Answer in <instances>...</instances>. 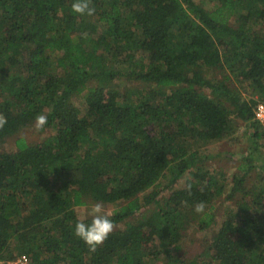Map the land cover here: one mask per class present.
Here are the masks:
<instances>
[{
  "label": "trees",
  "instance_id": "obj_1",
  "mask_svg": "<svg viewBox=\"0 0 264 264\" xmlns=\"http://www.w3.org/2000/svg\"><path fill=\"white\" fill-rule=\"evenodd\" d=\"M73 2L0 0V145L38 115L55 132L0 153V259L264 264V131L254 119L264 102V0H91V17L74 14ZM120 60L126 71L111 66ZM227 70L260 100L233 89ZM118 80L149 87L121 92ZM235 120L253 130L254 149L229 178L206 167L204 148L235 133ZM225 195L235 210L207 252L177 257L184 231L213 226ZM89 202L118 205L110 218L124 226L95 252L74 235L75 209Z\"/></svg>",
  "mask_w": 264,
  "mask_h": 264
},
{
  "label": "rangeland",
  "instance_id": "obj_2",
  "mask_svg": "<svg viewBox=\"0 0 264 264\" xmlns=\"http://www.w3.org/2000/svg\"><path fill=\"white\" fill-rule=\"evenodd\" d=\"M197 2L201 3L202 0H197ZM204 5L207 8H211L213 6L212 4H209V1H206ZM111 66L115 70L119 71H126L128 69V67L124 65L121 60L116 63L113 62ZM222 74L223 73L220 70L214 71V76H216L217 78H222ZM226 74L228 75V79L230 80V86L233 89H236L237 91L241 92L243 98H245L246 100H260L259 95L253 91L252 87H250L248 83H238L234 79V75H231L230 71L228 70L225 71L224 75ZM116 83L118 85L119 91L121 92L134 91L132 90L134 88L143 89L149 87V85L146 84H141L137 82L128 83L124 80H118L116 81ZM73 102L76 106L79 107L82 113H86L87 107L85 105L83 95H79L77 97L75 96ZM235 122L237 123V130L235 133L228 136L225 140L214 142L204 148L209 154H211V158L206 162V167L208 169L222 171L226 173L229 178H231V176L235 172H237L240 166L246 164L244 158L248 157L250 155V151L254 149L252 143L253 130L249 129L243 122L239 120H235ZM54 133L55 132L52 129L37 131L35 129L34 122L32 126L22 129L15 136L5 139L4 143L0 145V153L14 152L16 150V140L19 138L24 139L27 144L35 145L53 136ZM259 154L264 157V151L262 150V148ZM189 178V175H184L183 177H181L175 188H184ZM167 194L168 193H165V196H167ZM95 203L96 202H89L85 206L90 207L92 204ZM213 205L214 209L212 213L215 216V224L205 230L199 229L196 225L188 227L183 233V238L181 240V249L179 252H177V257L190 261L199 258L202 254L206 253L221 224L228 217L229 212L235 210V202L227 200L226 195L216 199ZM103 206L107 211H110L111 213H113V211L118 207V205L109 204H103ZM75 210L78 217H84L86 214V207L84 206L76 207ZM87 219L91 218L88 217ZM115 228L123 229L124 226L119 225L117 227H114V229ZM19 255L26 254H18V251L13 252V257ZM157 264H166L165 256H162L161 261Z\"/></svg>",
  "mask_w": 264,
  "mask_h": 264
},
{
  "label": "clouds",
  "instance_id": "obj_3",
  "mask_svg": "<svg viewBox=\"0 0 264 264\" xmlns=\"http://www.w3.org/2000/svg\"><path fill=\"white\" fill-rule=\"evenodd\" d=\"M72 12L80 16H93L96 9L92 6L91 0H74L71 6ZM47 116L38 115L35 118V129L40 131L47 124ZM8 123L6 116L0 113V129ZM188 191H191V184L187 186ZM83 206V205H82ZM86 207L84 217H78L74 228V235L81 239L90 251L95 252L101 246L114 230V223L110 218L112 213L107 211L102 203H95ZM197 213L204 211V204L201 202L195 208ZM90 217V222H86Z\"/></svg>",
  "mask_w": 264,
  "mask_h": 264
},
{
  "label": "built area",
  "instance_id": "obj_4",
  "mask_svg": "<svg viewBox=\"0 0 264 264\" xmlns=\"http://www.w3.org/2000/svg\"><path fill=\"white\" fill-rule=\"evenodd\" d=\"M254 119L261 126L264 131V102H259L255 108ZM264 149V140L262 142ZM0 264H34L29 256L27 255H19L15 256L14 259H0Z\"/></svg>",
  "mask_w": 264,
  "mask_h": 264
}]
</instances>
